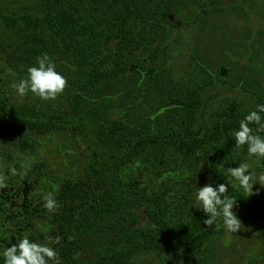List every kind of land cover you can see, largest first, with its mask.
Instances as JSON below:
<instances>
[{
    "label": "trees",
    "instance_id": "obj_1",
    "mask_svg": "<svg viewBox=\"0 0 264 264\" xmlns=\"http://www.w3.org/2000/svg\"><path fill=\"white\" fill-rule=\"evenodd\" d=\"M187 2L39 0L22 13L0 14V173L7 174L8 165L18 173L0 189V251L9 236L29 233L37 240L59 236L55 247L61 264H134L146 255L157 256L158 264H195L209 257L224 230L203 224V213L190 207L191 192L219 174L222 158L227 165L246 157V148L237 152L233 147L230 133L249 109L227 106L200 124V93L174 92L159 108L167 114L164 127L135 129L124 119L98 122V141L110 156L101 166L89 163L75 175L56 176L47 162L32 159L43 146L40 139L84 131L81 108L98 90L103 106H108V89L123 85L132 94L123 81L130 83V75L144 71L143 57L155 58L149 48L162 51ZM45 52L68 80V100L61 109L39 106L40 99L30 93L21 99L10 87ZM257 98L256 104L264 103V95ZM148 148L152 169L121 179V172ZM77 161L85 165L80 157ZM182 169L189 175L160 179ZM44 180L56 187L51 192L59 204L54 213L40 201L46 194L41 192ZM229 195L237 199L233 210L247 209L264 223V193L237 191L233 185ZM262 241L264 246V235Z\"/></svg>",
    "mask_w": 264,
    "mask_h": 264
},
{
    "label": "rangeland",
    "instance_id": "obj_2",
    "mask_svg": "<svg viewBox=\"0 0 264 264\" xmlns=\"http://www.w3.org/2000/svg\"><path fill=\"white\" fill-rule=\"evenodd\" d=\"M37 1L0 0V14L22 13L33 9ZM198 2L188 0L187 8L176 18V28L165 41L162 51L156 54V50L149 48V51H154L155 58L150 55L143 57L142 62L146 60L141 63L145 66L144 71L130 75L133 76L130 83L129 78L123 81L132 94L124 92L121 89L123 85L115 91L108 89L109 95L106 99L103 97L108 106L105 103L103 106L102 89L98 90L81 108V115L86 119L84 131L70 129L67 134L40 139L43 146L32 159L47 162L56 176L75 175L82 168L87 169L89 163L101 166L103 161L110 160V156L108 147L98 141L95 130L98 122L124 119L135 129L164 127L167 114L159 108L161 102L165 98L170 99V94L174 92L200 93V124L208 123L218 109L227 106L254 107L257 97L264 95V0ZM204 10L209 13L205 14ZM16 29L14 27L13 32ZM66 99L64 91L55 100H40L39 106L47 107L49 104L54 109H61ZM3 128L7 129L6 126ZM149 151V148L146 149L137 163L127 166L121 172V179L128 180L151 170ZM159 152L154 155L160 156ZM78 157L85 162L84 166L77 161ZM243 160L252 165L254 172H264L263 161L253 162L247 157ZM229 166L236 165H226ZM188 175V170L182 169L165 174L160 179L175 180ZM55 189L51 180L42 183L41 192L51 193ZM254 191L264 193V188L257 183ZM233 211L241 220V229L236 233L224 231L212 244L209 257L204 256L195 264H264V223L247 209L235 208ZM110 240L103 243L104 248ZM157 261V256L146 255L136 259L134 264H158Z\"/></svg>",
    "mask_w": 264,
    "mask_h": 264
},
{
    "label": "clouds",
    "instance_id": "obj_3",
    "mask_svg": "<svg viewBox=\"0 0 264 264\" xmlns=\"http://www.w3.org/2000/svg\"><path fill=\"white\" fill-rule=\"evenodd\" d=\"M25 71L24 78L18 82L13 81L10 85L15 95L21 99L30 93L42 101L55 100L68 86L67 77L58 70L56 62L46 52L37 56L35 63ZM230 136L237 152L246 148L249 160H264V103H257L247 110L239 120L238 127L231 130ZM221 160L219 174L215 178L209 176L203 186H196L192 190L190 207L203 213L202 221L208 228L222 225L225 232L236 233L241 229V220L233 211L237 199L231 197L229 191L233 185L237 191L243 190L251 194L257 183L264 188V172H254L252 165L239 156L228 161L236 166L226 167L223 158ZM17 174L16 168L8 165L7 174L0 173V189L8 186L9 176ZM40 201L48 213L58 210L59 204L54 194H42ZM60 243L59 236L48 237L47 240L34 239L29 233L19 238L9 236L0 251V264H61L60 253L55 247Z\"/></svg>",
    "mask_w": 264,
    "mask_h": 264
}]
</instances>
